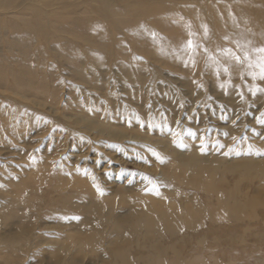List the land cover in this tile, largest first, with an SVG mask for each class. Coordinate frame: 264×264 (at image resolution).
Segmentation results:
<instances>
[{"label":"rangeland","instance_id":"1","mask_svg":"<svg viewBox=\"0 0 264 264\" xmlns=\"http://www.w3.org/2000/svg\"><path fill=\"white\" fill-rule=\"evenodd\" d=\"M198 2L222 13L238 0H175L170 9ZM101 8L86 14L88 25L48 40L0 21V264H264L260 212L261 227L219 218L218 191L198 182L210 172L183 170L175 158L216 164L217 187L239 189L233 203L253 196L264 210V54L228 40L214 46L212 36L189 46L188 13L170 20L168 36L161 25L117 27ZM157 192L181 219L182 263L170 252L152 263V239L130 232L132 213L153 207ZM187 205L202 207L195 221ZM169 240L163 232L160 241ZM127 244L122 263L115 248Z\"/></svg>","mask_w":264,"mask_h":264},{"label":"bare ground","instance_id":"2","mask_svg":"<svg viewBox=\"0 0 264 264\" xmlns=\"http://www.w3.org/2000/svg\"><path fill=\"white\" fill-rule=\"evenodd\" d=\"M172 1L175 0H0V21L5 25H10L9 28L13 31H20L23 28L31 30L35 29V31L37 30V33L41 37L48 40L49 38H55L56 35L64 32L71 33L72 24L84 26V24L88 25L91 23L92 20L86 14L91 11L93 6L100 4L102 5V8L99 11L101 12V15H103V17L101 16L103 20L112 22L117 27L121 25H136L147 28L148 26H151V24L152 26L153 24L161 25L168 29V36H170L173 34V30L169 26L171 22L170 20L179 15L186 16L188 13V15H191L190 17L192 18L190 21H187V23L183 24L184 27L187 28L186 33L181 32L187 43L189 41L193 42L197 38L208 40L209 37L212 36L213 38L215 37L213 41L214 46H219L228 40L238 44L239 46H242L241 44L245 43V47L248 48V51L253 50L259 52L258 49L264 48V4H260L256 1L254 2V0H238V2L234 4V7L232 8H228L226 3V6H224L227 8H225L226 12L223 11L221 13L219 10H209L203 4L198 2L196 8L190 9L188 11L185 10L186 13L182 11L174 14V12L170 9ZM113 6L115 9H113ZM123 14H128L129 17L127 19H123ZM7 15H12V17L6 19ZM228 18L229 20L227 21ZM226 24H230L232 26L231 29L226 30ZM154 30L156 31V29ZM152 31L153 30H151V32ZM83 36L87 40H91L93 38V35L88 34V32H85ZM98 46L104 51L111 48L109 47V44L107 45V43H100ZM90 126L92 125L90 124ZM175 158L176 163L183 170L197 168L201 175L204 174V171L208 170L210 172V179L207 182L202 183L201 179L198 182L199 184H202V186L207 190L218 191V198L220 201L218 207L215 206L216 210L213 209L215 210L214 213L216 216L232 221L247 219L249 222L256 223L259 225V227L263 226V222L261 220L259 221L260 218H263L262 220H264V210L262 211L260 209L262 206V201L253 196H242V198H239V200L241 199V203H233V199L238 198L237 196L239 195V189L221 191V189L217 187L213 181V175H211L217 169L216 164L208 168L206 166L209 165L202 164L203 161H196L194 155L186 158H178V156H176ZM252 166V164H248L245 166V168L251 169ZM161 201L162 195L155 194L152 196L153 207L140 209L138 212L136 211L135 213H132V219L129 223L131 224L130 232L135 233L136 228L140 227L142 231L145 232L144 237L152 239L151 245H148L151 247V250H153L148 257L152 263L156 262L157 259H165V256H167L168 252L171 253V262L175 261L182 263L184 259L182 243L180 240L181 238L175 236L177 229L181 225V219L174 213V210H167L164 208L161 204ZM94 204L97 209L102 207V204ZM201 208L196 209L194 206L187 205L185 216L190 217L195 221V217L200 216L199 209ZM206 209L207 208H205V210ZM155 210L157 211V214H155ZM258 212H260V218L257 217ZM115 219L117 228L124 229L128 225L122 216H115L114 220ZM161 223L163 224V232L168 233L171 238V240L164 244L160 241V237L163 233L159 227ZM191 227L195 229V223H192ZM127 229H129V227ZM219 231L220 229L218 232ZM122 239L124 242L125 240H128L123 236ZM93 240V236L90 235L86 238H79L77 243L80 245L84 242L90 244ZM61 246L68 247V244H61ZM115 249L120 261L122 263H127L126 252L129 249V245L127 244L123 247L117 246ZM227 252L232 253L231 251ZM193 254L195 255V253ZM186 256L185 258H187ZM190 257L191 256H189V258ZM193 259H195V257L192 258V261ZM242 259H244V257ZM79 263L80 262L78 259L76 260L73 258L69 261H59L56 264Z\"/></svg>","mask_w":264,"mask_h":264},{"label":"snow or ice","instance_id":"3","mask_svg":"<svg viewBox=\"0 0 264 264\" xmlns=\"http://www.w3.org/2000/svg\"><path fill=\"white\" fill-rule=\"evenodd\" d=\"M188 43H189V46L192 45V42L191 41H189ZM258 51L260 53L264 54V48H260V49H258ZM235 59L236 60H240V57L239 56H236ZM260 74H261V76H264V55L261 56ZM202 151H203V149H202ZM157 194H159V193L157 192Z\"/></svg>","mask_w":264,"mask_h":264}]
</instances>
